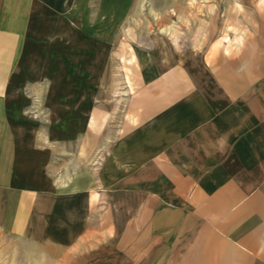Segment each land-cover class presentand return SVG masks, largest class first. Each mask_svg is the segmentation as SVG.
I'll return each mask as SVG.
<instances>
[{"label": "crops", "instance_id": "crops-1", "mask_svg": "<svg viewBox=\"0 0 264 264\" xmlns=\"http://www.w3.org/2000/svg\"><path fill=\"white\" fill-rule=\"evenodd\" d=\"M128 16L129 0H0V231L64 244L135 193L173 264H264V0L217 15L195 52L129 44ZM113 58L133 70L119 104L64 82Z\"/></svg>", "mask_w": 264, "mask_h": 264}, {"label": "rangeland", "instance_id": "rangeland-1", "mask_svg": "<svg viewBox=\"0 0 264 264\" xmlns=\"http://www.w3.org/2000/svg\"><path fill=\"white\" fill-rule=\"evenodd\" d=\"M259 3L260 0H129L128 42L149 48L154 42H171L179 51L195 52L201 33H215L217 15L231 13L234 3ZM219 19V18H218ZM123 59L112 60L110 75L64 76V82L96 83L97 99L111 98L118 103L132 92L133 70ZM68 78V80L66 79ZM95 78V79H94ZM94 79V80H93ZM57 76H49L56 82ZM56 91L51 92L53 95ZM59 93V92H58ZM71 94L84 91H68ZM113 109H117L114 107ZM143 200L135 193L112 195V210L95 213V218L75 220L64 229L61 242H31L24 234L0 231V264H173L168 260L165 242L159 243L153 234L154 221L137 218V205ZM121 203V205H120ZM127 208V209H126ZM157 224V223H156ZM157 226V225H155ZM155 230V229H154ZM156 238H153V237Z\"/></svg>", "mask_w": 264, "mask_h": 264}]
</instances>
